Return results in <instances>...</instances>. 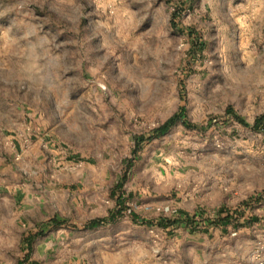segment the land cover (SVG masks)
Instances as JSON below:
<instances>
[{
    "label": "rangeland",
    "instance_id": "obj_1",
    "mask_svg": "<svg viewBox=\"0 0 264 264\" xmlns=\"http://www.w3.org/2000/svg\"><path fill=\"white\" fill-rule=\"evenodd\" d=\"M176 2L0 0V264H17V238L28 230L14 219L20 202L2 194L14 163L15 184H28L34 196L33 213L46 206L74 216L60 229L42 224L46 233L32 251L40 264H264V201L252 210L258 220L238 229L191 233L156 224L185 201L215 214L264 192V128L227 113L249 124L264 113V26L253 25L254 3L198 0L187 10L184 26L205 43L192 62V43L172 27ZM183 96L195 127L179 122L135 156L136 138L177 112ZM29 98L52 126L41 133L94 151L91 162L49 165V175L53 167L59 175L50 183L22 172L43 163L14 162L3 137L27 132ZM85 166L99 175L76 178ZM123 174L141 221L128 210L115 223L85 229L88 218L115 207L111 191Z\"/></svg>",
    "mask_w": 264,
    "mask_h": 264
},
{
    "label": "trees",
    "instance_id": "obj_2",
    "mask_svg": "<svg viewBox=\"0 0 264 264\" xmlns=\"http://www.w3.org/2000/svg\"><path fill=\"white\" fill-rule=\"evenodd\" d=\"M198 0H177L172 12V27L175 32L185 35L189 42L192 43L189 50V59L192 62H196L203 57L205 43L202 36L193 26H184L182 22L183 15L187 10L194 8ZM182 103L180 104L177 112L171 115L160 126L154 128L149 136L148 134H142L136 138L135 145L132 149L133 154L136 156L142 148V144L147 139H158L166 135L172 127L176 126L179 122L186 127H195L187 120V106L185 98L183 96ZM227 113L234 115L236 119L245 126H250L254 130H260L264 128V113L256 117L253 124L247 123L244 119L234 114L232 109L229 108ZM132 162V160H131ZM132 163L129 165V167ZM128 181V174H123L118 184L112 189L111 196L115 199L116 205L113 209H110L108 215L104 217H97L89 220L84 224L85 229H96L103 225L112 224L119 220L125 212L130 211L132 218L135 221H141L136 212L131 210L128 202L133 198L132 192L125 190V183ZM264 201V192H256L251 195L247 200L243 201L236 208L220 207L215 214H208L204 209H198L191 213L185 210H178L177 214L173 217H164L158 219L156 224L162 228L176 229L186 228L191 233L196 232H209L212 228H221L227 230L230 227L238 229L247 225H253L258 220V216L252 213L255 206L261 204ZM144 223L153 225L154 222L146 219H142ZM42 224H46L52 229H58L68 225V220L57 219L51 217L50 219L37 224L35 230L26 231L21 239L19 248V258L17 264H40L39 261L32 258L33 246L36 240L43 235L45 231L42 228Z\"/></svg>",
    "mask_w": 264,
    "mask_h": 264
},
{
    "label": "crops",
    "instance_id": "obj_3",
    "mask_svg": "<svg viewBox=\"0 0 264 264\" xmlns=\"http://www.w3.org/2000/svg\"><path fill=\"white\" fill-rule=\"evenodd\" d=\"M246 1H253V6H252V11L251 15L254 18H257L255 23H258L260 26H264V0H246ZM26 97L28 95H25ZM27 106L24 108L26 111V117L25 120L26 122L22 125L24 128L27 129V132H23L22 134L17 135L15 137V134L13 135H8L7 131L4 132L5 137H3V140L6 141V145L8 146V149L11 151V157L12 160L15 162L16 159H22L23 162H26L28 160L29 162H32L33 159H38L39 161L41 160L43 163L42 166H37L36 170H33L28 172L27 169L22 170L23 173L29 174V173H34L35 178L38 181L46 180L48 183L52 182L50 180L49 176L54 177V176H59L57 174V170H54L53 168H50V173L49 175L47 169L49 165H58V164H63L67 166L69 163H74V160H79V161H86V162H91L92 157L90 155L93 154L94 151H87V150H82L76 148L74 144H67L66 142H61L56 140L53 136V134L44 131L41 133L42 128L47 129L51 128V124H47L46 118L43 116L39 115L41 113L39 112V107L36 104V100L33 98L27 99ZM4 118H7L8 122H13L12 121V116L11 112H5ZM40 131V132H39ZM49 133V134H48ZM33 136V138L31 137ZM32 139H31V138ZM94 150V149H93ZM97 152V151H96ZM49 160V164L46 163V161ZM27 163V162H26ZM31 167L27 165V168ZM19 167L16 166L15 168V163L11 171V180L10 181H4L2 188L4 191L2 194L8 196L11 198L14 202L16 200L17 202H20V205L17 207L16 206V211H15V220H24L23 225H27L28 230H35L36 229V224L37 220H42L40 222L46 221L50 219L51 217H56L57 219H66V220H74V216L72 214L71 210L68 211H60L56 213L57 209H52L51 207H44L43 210H39L38 215L36 213H33L34 210V202H32V192L29 190L30 187L28 184H23V185H18L15 184V169L16 171H20L18 169ZM29 169V168H28ZM63 172L66 174L71 173L69 169L66 167L62 168ZM66 170V171H65ZM92 168H88L85 166L84 170H81L76 173V178H81L84 177L85 173H94L96 176L99 175V172L92 171ZM73 173V172H72ZM46 186L48 185L49 187L50 184H45ZM48 191H53L51 188L49 189L48 187L46 188ZM21 200L19 201V199ZM94 199L91 197V201ZM39 207V206H38ZM37 207V208H38ZM197 202L193 200V202H183L181 207L179 206L178 210H185L188 212H195L197 209ZM71 209V208H70ZM199 209V208H198ZM97 217H90L88 220L94 219ZM38 222V223H40ZM27 223V224H26ZM26 228V229H27ZM60 229V228H59ZM27 230V231H28ZM26 231L22 232L21 236L17 238L18 240V246L20 248V243L23 234ZM18 248V249H19Z\"/></svg>",
    "mask_w": 264,
    "mask_h": 264
},
{
    "label": "built area",
    "instance_id": "obj_4",
    "mask_svg": "<svg viewBox=\"0 0 264 264\" xmlns=\"http://www.w3.org/2000/svg\"><path fill=\"white\" fill-rule=\"evenodd\" d=\"M113 12V11H112ZM30 174V173H29ZM260 264H263L262 262H260Z\"/></svg>",
    "mask_w": 264,
    "mask_h": 264
}]
</instances>
